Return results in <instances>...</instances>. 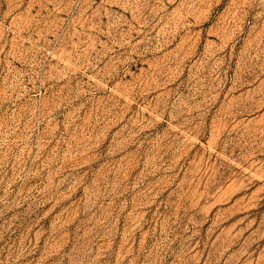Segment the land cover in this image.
Listing matches in <instances>:
<instances>
[{
	"label": "rangeland",
	"instance_id": "374dc122",
	"mask_svg": "<svg viewBox=\"0 0 264 264\" xmlns=\"http://www.w3.org/2000/svg\"><path fill=\"white\" fill-rule=\"evenodd\" d=\"M0 264H264V0H0Z\"/></svg>",
	"mask_w": 264,
	"mask_h": 264
}]
</instances>
